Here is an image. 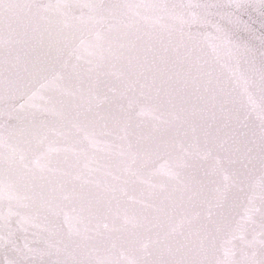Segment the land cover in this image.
I'll list each match as a JSON object with an SVG mask.
<instances>
[{
  "label": "snow or ice",
  "instance_id": "1",
  "mask_svg": "<svg viewBox=\"0 0 264 264\" xmlns=\"http://www.w3.org/2000/svg\"><path fill=\"white\" fill-rule=\"evenodd\" d=\"M0 264H264V0H0Z\"/></svg>",
  "mask_w": 264,
  "mask_h": 264
}]
</instances>
